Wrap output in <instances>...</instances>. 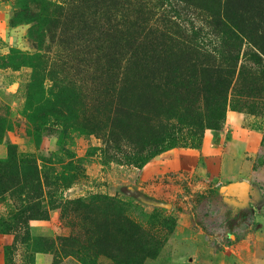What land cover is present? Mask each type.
Here are the masks:
<instances>
[{"label":"rangeland","instance_id":"1","mask_svg":"<svg viewBox=\"0 0 264 264\" xmlns=\"http://www.w3.org/2000/svg\"><path fill=\"white\" fill-rule=\"evenodd\" d=\"M251 1L245 8L254 7L263 17L264 0ZM191 2L170 5H179L184 20L191 23L194 18L197 24L202 18L196 10L204 2ZM94 4L95 0H0V161L9 172L0 168V175H6L0 179V234L17 240L15 248H5L3 264H173L171 240L180 212L172 208L185 203L186 194L159 201L141 191L138 183L148 164L169 163L182 150L199 153L197 170L214 175L218 190L233 182L252 184L248 203L233 204L232 198L221 196L217 204H212V196L194 198L192 202L202 203L193 211L199 220L195 229L223 237L222 244L237 237L247 244L253 264H264V91L251 86L246 103L228 108L216 127L202 131L191 148L170 150L143 167L127 165L124 147L117 149L87 127L88 120L96 121L88 55L93 46L89 31L85 39L80 31L91 29ZM231 112L241 121L235 123L228 116ZM208 116L205 111L202 121ZM21 162L25 175L17 178L11 165L22 167ZM31 164L46 168L40 178L43 192L32 177L33 169L26 170ZM15 178L28 182L26 189ZM76 200L87 210L64 206ZM85 210L86 220L81 218ZM38 211L47 212L44 224L32 227L29 222L26 229L27 219ZM121 216L136 224V235L125 231ZM104 224L108 237L102 241ZM215 253L232 255L223 249Z\"/></svg>","mask_w":264,"mask_h":264},{"label":"trees","instance_id":"2","mask_svg":"<svg viewBox=\"0 0 264 264\" xmlns=\"http://www.w3.org/2000/svg\"><path fill=\"white\" fill-rule=\"evenodd\" d=\"M177 1L192 3L95 0L91 29L80 31L84 39L89 31L93 46L88 55L96 121L88 120L91 127H87L117 149L124 147L127 165L143 167L170 150L191 148L202 131L216 127L228 108L246 103L251 86L264 91L260 83L264 82V15L254 7L245 8L253 1L201 0V10H196L201 12L199 24L194 18L185 21L179 5L171 7ZM260 11L264 12V3ZM205 111L209 116L202 121ZM21 164L11 165L17 178L25 175ZM0 168L9 173L5 161H0ZM44 168L26 166L33 169L30 172L41 191ZM17 178L14 181L26 189L28 182L25 185ZM64 206L87 210L79 200ZM86 210L84 220L89 216ZM46 215L31 214L26 229L30 221H43ZM119 219L127 226L125 231L136 235V224L124 216ZM107 226L99 233L102 241L108 237Z\"/></svg>","mask_w":264,"mask_h":264},{"label":"crops","instance_id":"3","mask_svg":"<svg viewBox=\"0 0 264 264\" xmlns=\"http://www.w3.org/2000/svg\"><path fill=\"white\" fill-rule=\"evenodd\" d=\"M228 116L235 123L241 121L236 113L231 112ZM199 160L200 155L197 151L182 150L169 163L164 165L148 164L138 183L141 191L159 201L186 194L184 197L186 202L178 205V207L173 204L172 208V210L180 212L178 227L171 240L173 248L175 246L172 253L173 264H253L254 261H252L247 244L238 241L237 237L232 235L230 237L231 243L222 244L223 237H219L220 239L210 237L200 228L195 229V226H199V220L195 219L193 211L202 203L192 202L194 198L212 196L214 197L212 204H217V198L221 196L229 201L232 198L233 204L248 203L250 200L248 192L252 189V184L233 182L227 186H221V188L219 186L218 190L214 175L207 177L206 171L197 170L196 164ZM135 180L137 181L138 177ZM196 210L199 211L200 209L197 208ZM208 223L212 224V220ZM43 224V221H30L32 227ZM207 236L211 239V243ZM15 239V235L0 234V264L4 263L5 248L12 247L15 244ZM222 245H230L232 249L226 251ZM214 249L218 251L223 249L226 252H231L232 255H218Z\"/></svg>","mask_w":264,"mask_h":264},{"label":"built area","instance_id":"4","mask_svg":"<svg viewBox=\"0 0 264 264\" xmlns=\"http://www.w3.org/2000/svg\"><path fill=\"white\" fill-rule=\"evenodd\" d=\"M222 248L226 251H230L232 249V246L230 245H222Z\"/></svg>","mask_w":264,"mask_h":264}]
</instances>
